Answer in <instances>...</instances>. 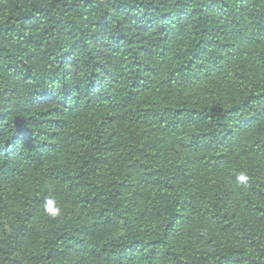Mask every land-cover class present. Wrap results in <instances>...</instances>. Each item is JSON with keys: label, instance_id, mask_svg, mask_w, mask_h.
Listing matches in <instances>:
<instances>
[{"label": "trees", "instance_id": "1", "mask_svg": "<svg viewBox=\"0 0 264 264\" xmlns=\"http://www.w3.org/2000/svg\"><path fill=\"white\" fill-rule=\"evenodd\" d=\"M0 264H264V0H0Z\"/></svg>", "mask_w": 264, "mask_h": 264}, {"label": "clouds", "instance_id": "2", "mask_svg": "<svg viewBox=\"0 0 264 264\" xmlns=\"http://www.w3.org/2000/svg\"><path fill=\"white\" fill-rule=\"evenodd\" d=\"M240 180L246 179L244 176L239 177ZM45 211L49 212L53 217L60 215L61 209L54 206V201L51 199L45 202Z\"/></svg>", "mask_w": 264, "mask_h": 264}]
</instances>
